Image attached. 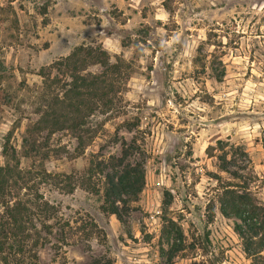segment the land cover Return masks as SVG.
<instances>
[{
	"label": "rangeland",
	"instance_id": "374dc122",
	"mask_svg": "<svg viewBox=\"0 0 264 264\" xmlns=\"http://www.w3.org/2000/svg\"><path fill=\"white\" fill-rule=\"evenodd\" d=\"M83 45L78 109L53 64ZM1 170L40 264H264V0H0Z\"/></svg>",
	"mask_w": 264,
	"mask_h": 264
},
{
	"label": "trees",
	"instance_id": "16d2710c",
	"mask_svg": "<svg viewBox=\"0 0 264 264\" xmlns=\"http://www.w3.org/2000/svg\"><path fill=\"white\" fill-rule=\"evenodd\" d=\"M105 52L100 48H93L90 46H81L75 49L68 57L59 61L53 68L64 67L69 70L71 83L70 88L65 93V100L69 97L70 100L76 99L75 107L78 109L83 108V90L91 88L89 93L92 92L94 98L106 89L104 87V74L100 75H88L83 76L79 73L81 70L78 64H83L85 61H92L94 64H107L103 62L102 58L105 56ZM97 85V87H96ZM104 85V86H103ZM71 97V98H70ZM103 97V96H102ZM96 105L91 107L92 112L96 108H102L104 103L95 102ZM93 108V109H92ZM79 142L82 144V137H78ZM2 170L0 171V206L4 208V211H0V264H40L39 256L36 251L43 241L46 240L41 236V233L33 223V213L26 207L25 203L18 202L13 207L5 201V183H2ZM143 174L132 170H125L119 175L118 183L116 184L114 179L110 180L111 194L108 198L116 200V191L118 194L124 196H135L141 192V186L143 185ZM3 184V185H2ZM4 199L2 202L1 200ZM120 200V199H119ZM113 204V202L111 203ZM39 207H45L49 209L48 204L38 205ZM227 206V207H226ZM221 211L225 216L231 214L238 218H243L245 213L251 214V218L256 214L255 208H247L241 203L235 200L225 202L221 204ZM112 214H116L115 207L111 210ZM264 249V243L260 246V250ZM178 249L176 248L177 252ZM260 251L253 253V255L259 254ZM93 264H103L101 260L94 262Z\"/></svg>",
	"mask_w": 264,
	"mask_h": 264
}]
</instances>
